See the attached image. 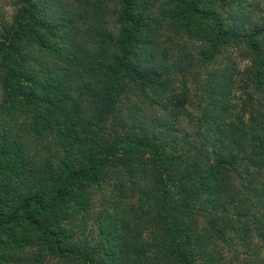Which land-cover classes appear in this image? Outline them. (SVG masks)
I'll return each instance as SVG.
<instances>
[{"label":"trees","instance_id":"16d2710c","mask_svg":"<svg viewBox=\"0 0 264 264\" xmlns=\"http://www.w3.org/2000/svg\"><path fill=\"white\" fill-rule=\"evenodd\" d=\"M12 13L0 17L7 243L84 264H264V0H15ZM236 38L250 43L242 102L225 103L228 67L211 70L214 125L184 130L177 76ZM108 185L117 197L94 217L105 239L71 244L68 205Z\"/></svg>","mask_w":264,"mask_h":264},{"label":"rangeland","instance_id":"374dc122","mask_svg":"<svg viewBox=\"0 0 264 264\" xmlns=\"http://www.w3.org/2000/svg\"><path fill=\"white\" fill-rule=\"evenodd\" d=\"M15 0H0V7L3 8L0 12V17H7L10 19L12 16L13 3ZM260 1V0H256ZM236 38L230 40L227 45L221 47V53L214 58L213 60H208V62L197 69L196 72L188 74L185 76H177L175 85L182 87L184 84V89L191 95L190 103L186 106V117L184 130H189L192 134L194 132H199V134L204 133V129L209 126L212 122L214 125V118L216 113L219 111L217 107L214 108L212 114H207V106L213 101V103H218L219 94L215 93L213 95L214 87L219 88L222 79L218 78L214 84H206L207 76L211 70H216L218 74L228 67L229 70H226V73H221L220 76H225L229 78L228 94L226 95L227 100L225 103L230 100L232 108L238 106L244 97L242 84V72L244 70L245 64L248 62L249 58V42L247 40H241ZM263 40V39H262ZM200 46L196 44L194 48ZM199 52V51H198ZM198 72L199 75H198ZM197 76V77H195ZM210 86L211 91H210ZM263 91V90H262ZM209 92L210 97H208ZM257 100H259V94L257 93ZM212 100V101H211ZM159 132V129H155ZM110 194H117V190L113 185H108L102 189V191H97L95 194L88 196V206L78 207L76 203H70L67 207L68 210L74 211L75 215V225L71 226L72 231V241L71 244H76L78 240L86 239L88 244L87 247L93 248L102 239H105L104 233L101 231L97 224L100 220H94V217L99 212H103L104 206H107V203L110 204V200H114L117 196H111ZM49 197V196H48ZM130 198V197H129ZM125 201V198H123ZM133 204L136 202L135 198H130ZM108 207V206H107ZM15 228V226H13ZM11 230V229H10ZM8 233V234H7ZM10 231L7 229L0 230V238L3 241H0V264H84L80 258L77 257H68L66 255H49V250L54 249L48 244L46 245H22L17 247H12L10 243H7L11 240ZM257 241V240H256ZM261 244V242L259 243ZM236 247V246H234ZM237 250H240L237 247ZM264 247L262 248V252ZM15 258H19V261H13Z\"/></svg>","mask_w":264,"mask_h":264}]
</instances>
